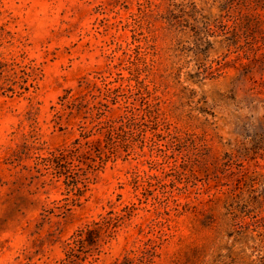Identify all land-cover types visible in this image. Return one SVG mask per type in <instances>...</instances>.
<instances>
[{
	"label": "rangeland",
	"instance_id": "rangeland-1",
	"mask_svg": "<svg viewBox=\"0 0 264 264\" xmlns=\"http://www.w3.org/2000/svg\"><path fill=\"white\" fill-rule=\"evenodd\" d=\"M0 264H264V0H0Z\"/></svg>",
	"mask_w": 264,
	"mask_h": 264
},
{
	"label": "trees",
	"instance_id": "trees-1",
	"mask_svg": "<svg viewBox=\"0 0 264 264\" xmlns=\"http://www.w3.org/2000/svg\"><path fill=\"white\" fill-rule=\"evenodd\" d=\"M67 97H65L64 100H66ZM109 128H111L113 130L114 126H109ZM79 142V141H78ZM79 143H75V147H73L72 149H67V150H60L58 151L57 154H54L52 156V158L47 161L50 162L52 165H54L56 173L55 175L59 176V177H65L66 178V184L67 186H74L76 187L79 184V176H72V172H71V168H69L68 166L70 164H72V160L75 156H79L80 154V148L77 147ZM87 145H89V143H87ZM91 147V145H90ZM85 157H89L88 154H84V155H80L78 158L82 159ZM100 159V163L98 165L95 164V160H93V164L89 165V169L90 170H97L99 169V167H101L102 164L107 162V159H104L103 156L99 157ZM82 235H83V231H81L78 236H77V240L75 241V243L78 244H82Z\"/></svg>",
	"mask_w": 264,
	"mask_h": 264
}]
</instances>
